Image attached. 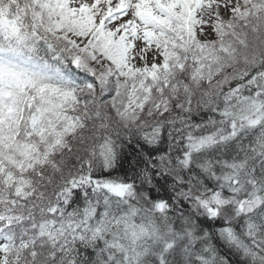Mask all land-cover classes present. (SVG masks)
Returning a JSON list of instances; mask_svg holds the SVG:
<instances>
[{"label":"snow or ice","instance_id":"snow-or-ice-1","mask_svg":"<svg viewBox=\"0 0 264 264\" xmlns=\"http://www.w3.org/2000/svg\"><path fill=\"white\" fill-rule=\"evenodd\" d=\"M0 264H264V0H0Z\"/></svg>","mask_w":264,"mask_h":264}]
</instances>
